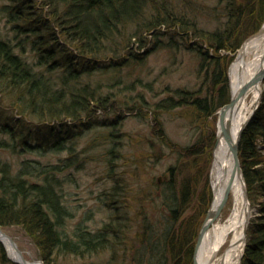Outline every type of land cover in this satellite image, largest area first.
I'll list each match as a JSON object with an SVG mask.
<instances>
[{"label":"trees","instance_id":"trees-1","mask_svg":"<svg viewBox=\"0 0 264 264\" xmlns=\"http://www.w3.org/2000/svg\"><path fill=\"white\" fill-rule=\"evenodd\" d=\"M0 1L5 2L1 9L13 33L12 38L0 39V98L9 102L0 107V135L8 138L0 137V149L14 152L19 144L28 150L32 147L28 142L34 140L38 150L72 154L74 148L64 143L66 129L83 131L104 124L100 112L115 113L117 123L122 117L118 102L105 103L108 97H97L98 91L88 83L82 86L81 79L98 70L107 73L144 62L152 50L146 48L149 40L145 37L155 41L156 48L162 36L172 33L162 44L173 51L182 48L196 54L198 74L203 76L198 89L177 90L153 108L142 97L139 106L129 109L151 119L159 139L184 159L205 158L201 171L190 173L182 183L176 180V168L171 169V180L163 184L156 222L145 204L137 214L145 229L143 240L148 242L136 252L145 257L144 264H193L211 199L208 170L217 137V113L231 100L229 69L234 54L264 24V0H219L210 13H222L226 20L213 30L200 28L197 0ZM173 109L184 111L196 125L197 139L192 145L169 144L159 112ZM239 156L249 201L258 210L247 228L241 264H264V82L259 106L242 132ZM62 169L63 165L23 168L14 175L4 166L0 179V227L21 226L45 264H55L60 256H85L107 249L129 234L130 214L124 206L129 196L118 181L107 196L112 221L98 233L81 230L67 235L68 212L56 177ZM201 182L205 194L197 200L194 215L187 214L194 203L193 187ZM0 264H16L2 243Z\"/></svg>","mask_w":264,"mask_h":264},{"label":"rangeland","instance_id":"rangeland-1","mask_svg":"<svg viewBox=\"0 0 264 264\" xmlns=\"http://www.w3.org/2000/svg\"><path fill=\"white\" fill-rule=\"evenodd\" d=\"M197 2L200 3L201 10L196 18L201 29L213 30L226 20L222 13L213 11L210 13L211 8L218 7L219 0H197ZM4 4V1H0V39L13 37L10 25L7 24L1 9ZM162 30L165 31L164 28ZM255 35L257 34L250 36L243 44ZM172 36V33L162 36V43H167ZM148 37H145L150 41L148 45L146 44V48L152 50L144 62L109 70L107 73L98 70L93 75L83 76L81 79L82 86L88 83L98 91L97 97H108L105 103L111 104L113 100L118 102L123 118L121 117L117 123L115 113L100 112V119L105 122L104 124H97L83 131L79 130V127L75 131L66 129L64 143L67 147L74 148L72 154L64 150H38L35 148L34 140L28 142V145L32 146L28 150L19 144L14 152L11 149H0V179L4 175V166L15 175L23 168L28 171L35 167L41 170L45 166L62 167L63 165V169L57 172L56 177L59 180L57 190L61 195L62 205L68 212L64 225V232L67 235L81 230L91 233L102 231L112 221L114 214L108 206L107 196L113 192V187L118 181L123 182L121 188L126 186L129 197L124 206L128 209L131 222L128 221L129 224L126 226L129 234L124 237L125 241L113 243L107 249L93 251L85 256L75 254L60 256L55 264H139V259L144 264L145 257L141 254L136 255L138 249L148 244L143 240L142 234L145 229L141 228L142 221L137 218L139 209L143 208L144 204L150 207L149 211L156 222L155 217L161 210L163 184L171 180V169L176 168L175 177L178 183H182L190 173H196L198 170L200 172L202 169L204 157L201 161L196 158L184 159L159 139L151 119L143 117L137 111L129 110L139 106L142 97L153 108L159 101L173 96L175 91L196 90L202 83L203 76L198 74L200 61L196 54L182 48L173 51L162 43L154 48L155 41H151ZM134 47L136 50L139 48L137 44ZM237 52L234 54V60ZM229 80L231 85L230 69ZM0 99H2L1 108L9 104L4 98ZM257 106L259 104L256 108ZM159 113L170 145L178 144L185 147L196 141V125L190 123L184 111L181 113L180 110L173 109L161 110ZM0 137L8 141L7 137L2 135ZM70 163L72 165L69 168L67 165ZM32 165L35 167H31ZM211 168L212 164L209 165L208 170L211 199L201 226L214 199ZM166 175L170 176L169 181L165 179ZM159 178L162 179L161 183L158 182ZM203 187V182L199 183L197 188L194 185L193 189L196 192L194 203L191 204L192 210L189 209L187 214L194 215L197 211V200L201 194H205ZM144 198L148 199V203H144L146 202ZM233 205V199L230 197L214 224H224L232 213ZM162 209L166 214L169 213L165 208ZM251 209L252 219L258 215V210L253 206ZM2 229L16 242L27 261L40 260L36 245L21 226L11 225ZM227 243L222 247L219 255L228 248ZM245 246L246 241L243 250ZM238 264H241V258Z\"/></svg>","mask_w":264,"mask_h":264},{"label":"bare ground","instance_id":"bare-ground-1","mask_svg":"<svg viewBox=\"0 0 264 264\" xmlns=\"http://www.w3.org/2000/svg\"><path fill=\"white\" fill-rule=\"evenodd\" d=\"M235 56L230 69L232 92L236 96L244 85L249 84V87L229 116V133L220 134L218 138L210 175L214 193L213 208H216L222 200L235 173L233 157L230 153V135L231 140L237 142L242 128L255 111L261 96L262 83L252 84L251 81L259 72L264 71V24L262 32L250 38ZM230 197L234 203L232 213L224 224H213L205 234L197 253L198 264L239 263L246 241L245 229L253 215L252 205L246 201L245 185L240 175L234 179ZM0 240L13 260L22 259L23 255L18 253L8 235L0 232ZM226 243L229 245L228 248L219 255Z\"/></svg>","mask_w":264,"mask_h":264},{"label":"water","instance_id":"water-1","mask_svg":"<svg viewBox=\"0 0 264 264\" xmlns=\"http://www.w3.org/2000/svg\"><path fill=\"white\" fill-rule=\"evenodd\" d=\"M263 30V26L262 28L258 31V33L256 34H259L261 33ZM244 45V44H243ZM242 45V47H243ZM232 65V64H231ZM231 69V67H230ZM258 82H261L263 83L264 82V71L262 72H259L255 77L254 79L251 81L252 84L254 83H258ZM249 87V84H246L242 87V89L240 90V92L235 96L232 92V87L230 85V88H231V100L228 104L224 105L219 111H218V123H217V126H218V133H217V141H216V145H215V149H216V146H217V142H218V138L220 137L219 135L220 134H227L229 133V129H230V122H229V116L232 114V111L235 107V104L237 103V101L239 99H241L247 92V89ZM262 94V92H261ZM261 97V96H260ZM258 104L260 103V98L258 100ZM258 107V106H257ZM257 109V108H256ZM255 109V111H256ZM255 111L252 113L251 117L249 118V120L247 121V123L244 125V127L242 128L241 132H240V135H239V138L237 140V142H233L231 140V135H230V153L233 157V163H234V175L232 177V182L231 184L229 185V188L227 189L226 193H224V196L222 198V200L220 201V203L218 204V206L216 208H213V203L210 207V209L208 210L207 212V215L205 217V220L200 228V231H199V234H198V238H197V241H196V244H195V248H194V259H193V264H198L197 263V253H198V249L202 243V240L205 236V234L209 231V229H211V227L213 226L214 222L216 221V219L220 216V214L222 213L223 209L225 208V206L227 205L228 203V200H229V196H230V190L232 188V184L234 182V179L237 177V175H240L243 179V182H244V185H245V196H246V201L247 202H250L249 201V198H248V194H247V188H246V182H245V179H244V174H243V170H242V166H241V162H240V156H239V144H240V139H241V135H242V132L244 131L245 127L247 126V124L249 123L250 119L253 117ZM215 151V150H214ZM215 155V152L213 153V157ZM165 179L167 181L170 180V176L169 175H166L165 176ZM161 178L158 179V182L161 183ZM213 197H214V193H213ZM214 200V199H213ZM249 225V223H248ZM248 225L245 229V236H246V232H247V228H248ZM0 232L3 233V229L0 227ZM5 233V232H4ZM5 235H8L5 233ZM9 236V235H8ZM9 238L12 240V243L14 244L15 248L17 249L18 253L22 256V253L21 251L19 250L18 248V245L16 244V242L9 236ZM1 242V240H0ZM2 243V242H1ZM3 244V243H2ZM4 245V244H3ZM10 257V256H9ZM11 258V257H10ZM12 259V258H11ZM12 261L16 264H45L43 263L41 260H37V261H33V262H29L27 261L23 256H22V259L20 261H15L12 259Z\"/></svg>","mask_w":264,"mask_h":264}]
</instances>
